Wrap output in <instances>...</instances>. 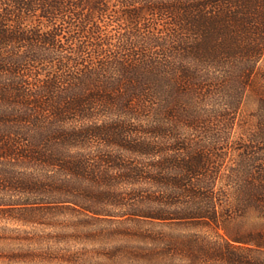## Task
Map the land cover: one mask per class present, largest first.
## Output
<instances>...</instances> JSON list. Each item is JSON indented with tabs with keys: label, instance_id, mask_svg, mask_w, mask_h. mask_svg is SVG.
<instances>
[{
	"label": "trees",
	"instance_id": "16d2710c",
	"mask_svg": "<svg viewBox=\"0 0 264 264\" xmlns=\"http://www.w3.org/2000/svg\"><path fill=\"white\" fill-rule=\"evenodd\" d=\"M119 219L151 229L75 250ZM17 263L264 264V0H0Z\"/></svg>",
	"mask_w": 264,
	"mask_h": 264
},
{
	"label": "rangeland",
	"instance_id": "374dc122",
	"mask_svg": "<svg viewBox=\"0 0 264 264\" xmlns=\"http://www.w3.org/2000/svg\"><path fill=\"white\" fill-rule=\"evenodd\" d=\"M260 98L258 96L257 92H253L250 97L248 98L245 106L243 107V113L242 115L244 116V118L242 117V119H244L243 122L246 121V123H244V125L248 124V121H255L256 120V112L259 108L260 102H259ZM121 220V221H120ZM7 225L10 227H15L18 226L17 223L12 222V221H6ZM101 229H105V230H115L118 234L114 235V236H110V235H102L101 237H99L101 241L96 240L94 241L95 243H90L88 245H84V244H77L75 247V250H79L78 252H82V253H88V255H92L94 256L95 254L99 256L100 252H95L97 251L98 246L102 245L103 243L105 244H112L114 241H116V243H122V242H126V241H132V242H137V241H143L144 235L146 236V233H142V232H148L151 228L147 227L146 225H140L138 223H123L122 219L119 220H113L112 223H106V225L103 227V225ZM109 246V245H108ZM105 256H110V252L105 251L104 252ZM128 256L129 258L134 257L133 253L132 254H128L125 253L124 256ZM123 254L120 257H124ZM112 257V256H111ZM19 264V263H17Z\"/></svg>",
	"mask_w": 264,
	"mask_h": 264
}]
</instances>
